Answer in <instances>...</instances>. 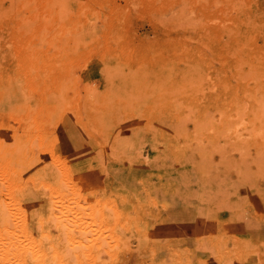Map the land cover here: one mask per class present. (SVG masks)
Returning <instances> with one entry per match:
<instances>
[{"label":"rangeland","instance_id":"rangeland-1","mask_svg":"<svg viewBox=\"0 0 264 264\" xmlns=\"http://www.w3.org/2000/svg\"><path fill=\"white\" fill-rule=\"evenodd\" d=\"M0 264H264V0H0Z\"/></svg>","mask_w":264,"mask_h":264},{"label":"bare ground","instance_id":"bare-ground-1","mask_svg":"<svg viewBox=\"0 0 264 264\" xmlns=\"http://www.w3.org/2000/svg\"><path fill=\"white\" fill-rule=\"evenodd\" d=\"M58 201V200H57ZM65 214H66V212H65ZM70 214V213H69ZM69 214H66L64 217L65 218H67L68 217V215ZM69 218H71L72 219V217H69ZM73 221L71 222V225L72 226H68V223H67V226L69 227H67L66 229L67 230H69L71 233H72V235H76V236H78V237H82L83 239L85 238V236H84V232L82 231V229H81V227H79V226H81L80 224H78V221H77V217L75 218V216H73ZM66 222H68V219L66 220ZM70 222V221H69ZM84 223V222H83ZM84 224H89V223H84ZM65 230V229H64ZM69 231L67 232V233H69ZM74 233V234H73ZM69 235H70V233H69ZM75 249V248H74ZM75 250H80V249H78V247H76V249ZM32 256V255H31Z\"/></svg>","mask_w":264,"mask_h":264}]
</instances>
